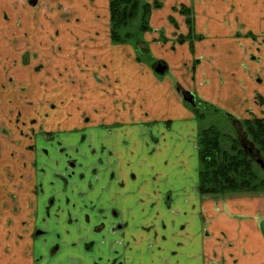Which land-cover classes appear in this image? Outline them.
Returning a JSON list of instances; mask_svg holds the SVG:
<instances>
[{
	"label": "crops",
	"instance_id": "1",
	"mask_svg": "<svg viewBox=\"0 0 264 264\" xmlns=\"http://www.w3.org/2000/svg\"><path fill=\"white\" fill-rule=\"evenodd\" d=\"M146 1L162 5L152 10L151 31L144 38L154 57L165 56L164 79L137 60L132 45L112 44L110 0H38L36 9H16L18 0H0V66L14 58L4 34L19 10L29 23L39 11L50 28L71 30L69 41L82 50L73 64L92 66L87 76L91 107L71 112H85L92 127L118 129L112 137L106 134L107 149L113 150L103 154L108 161L104 186L97 183L87 196L107 219L104 264H151L143 260L151 251L166 259L158 264H264V192L199 195V124L182 95L192 91L238 119L264 117V105L255 100L264 98V74L255 83L257 64L264 60L256 63L255 42L246 36L255 30L244 20L254 12L263 20L264 0ZM182 10L192 13L193 31ZM6 11L9 21L3 18ZM163 32L166 41L161 42ZM192 33L202 36L192 38L194 55ZM42 47L25 46L19 61L26 53L33 62H48L53 53ZM59 78L57 84L68 77ZM22 97L17 106L0 96V264H94L90 253L71 247L81 236L69 226L68 215L78 216L52 211L47 228L45 202H39L31 185L37 176L31 162L43 158L26 153V136L16 137V113L26 114V92ZM64 120L69 126L81 121ZM73 202L66 206L70 211ZM92 208L86 210L91 216ZM119 224L123 228L112 234V226Z\"/></svg>",
	"mask_w": 264,
	"mask_h": 264
},
{
	"label": "rangeland",
	"instance_id": "2",
	"mask_svg": "<svg viewBox=\"0 0 264 264\" xmlns=\"http://www.w3.org/2000/svg\"><path fill=\"white\" fill-rule=\"evenodd\" d=\"M143 1L145 2L146 0ZM256 13H249L244 17V20L255 30V34L249 32L246 36L255 42L254 55L256 59L259 58V61H256V63H261L264 60V18L262 20L261 16ZM8 14L5 12L3 18L5 19L8 16L9 19L10 16ZM191 15L192 13L189 14L190 17ZM50 19L51 22H54L53 18ZM143 22V12L140 9L128 29L134 36L140 35L141 39L146 42L144 36L147 32L140 34V27L143 26ZM171 23L175 24V21H171ZM8 27H10V32L9 34H4V41L6 39L9 40L11 43L9 52L12 50H15V52L12 60L5 61V64L0 66L3 73V75L0 74V93H2L0 96L2 99L11 101L12 105H17V103L20 104L23 98L22 93L26 92V114L23 116L24 119L21 117L20 112L19 114L16 113L14 118L15 127L18 129L16 130V137L22 139L26 136V147H24L26 153L31 154L34 152L36 155L41 153L39 156L46 157L48 160L47 166L49 171L59 175V177H53V175L48 173L44 177L42 173H37V176L31 182V185H33L32 192L38 191L36 197H40L42 195L40 193L41 190L44 191V188L40 186L41 184L56 185L58 187H50L53 193L48 194V196H53L57 191L60 192L58 200L61 199V202L56 205V210L55 208L53 209V211H56L55 215L65 217V213L71 212L74 216H78L80 220L85 219L88 215L93 223L100 222L97 225H102L104 222V216H102L104 209L97 208L92 200L87 201V196L92 193V189L97 183H99V187L104 186L103 174L106 171L103 165L108 161H103V154L105 152L103 146L104 144L107 146L109 144L108 141L105 142L104 137L106 134L112 137L118 129L112 126L108 128L106 126L105 128L92 127L91 123L85 122L87 120L85 118H88V116H85V112L74 113V110L77 108L86 111L91 107V104L88 105L87 76L92 73V66L87 62L73 64V60L77 58V53L82 52V50L74 48V45L69 41V37L74 35L73 32L71 30L64 32L61 29L50 28L46 17L44 15L40 16L39 11L37 13L35 11L30 23L27 20L25 21V17H14V23L10 21ZM163 34L164 32L161 33V42L166 41ZM192 38L199 40L202 36L193 35L192 33L191 41ZM56 45L58 50L56 49ZM64 45L65 48L63 49ZM25 46H31V49H42V46H44L46 47V51L53 53V57L48 62L41 64L40 62H33V60L29 61V55L24 53L21 61H19V55ZM192 46L194 51H192ZM60 49L64 50V54H58ZM190 51L192 54L195 53L194 41L190 43ZM161 56V59L154 57V59L148 60L144 58L142 62L152 68L155 62L164 60L165 56ZM166 65L169 68L168 64ZM257 70L259 71L257 72L255 83L258 77L260 81H263L264 62L257 64ZM60 76L68 78L60 80L57 84ZM70 76H72V79L69 78ZM44 77L46 78L44 79ZM158 77L161 79L165 78V76L161 75ZM63 86L67 87V89H63ZM65 91L67 94L63 95ZM255 100L258 105H264V98L261 96L257 95ZM210 105L215 106L213 104ZM209 108L207 107L203 111L205 115V118L202 119L203 121L199 120L196 116V120L200 126L198 128L199 132L201 129L208 128L209 126H217L225 134L235 136V121L233 124L232 119H227L220 107L218 108L221 110L220 114ZM72 110L74 112H71ZM70 117H76L81 120L80 125H65L64 122L67 121L64 119ZM254 117L251 116L249 119ZM234 119L238 118L234 117ZM238 120L242 121L244 119ZM3 130L6 132V129ZM8 134L10 135V131H8ZM3 136L4 133H2ZM148 139L150 138L148 137ZM125 147L127 148L126 145ZM45 149L46 151H44ZM112 150L110 151L112 152ZM43 161L39 160L37 165L38 172H40L39 169L45 168L44 166L39 168L40 163ZM71 161L72 164H70ZM55 163L57 164L56 167H54ZM72 165H76V168H73ZM66 185H68V193L63 194L59 186ZM48 196L46 195L42 198V201H45L47 204L50 200L47 199ZM66 196L69 197L68 200H66ZM73 200L74 207L70 211L66 206L69 205V201ZM81 202L84 203L82 204ZM89 207H93L91 209L94 212L93 216L90 215L93 213L86 212L87 209L89 211ZM68 217L70 216L68 215ZM85 237H81V241H76L78 242L76 247L83 248L84 251L90 253L94 257V264H104L105 256L102 254L105 251L104 234L93 235L92 232L91 234L86 232ZM80 243L85 246L80 247ZM71 247L73 246L71 245ZM151 252L152 256H148L150 258H143V260L146 261L148 259L151 264H158V261L164 262L165 258L163 256L158 257V253ZM147 255H149V252H147Z\"/></svg>",
	"mask_w": 264,
	"mask_h": 264
},
{
	"label": "trees",
	"instance_id": "3",
	"mask_svg": "<svg viewBox=\"0 0 264 264\" xmlns=\"http://www.w3.org/2000/svg\"><path fill=\"white\" fill-rule=\"evenodd\" d=\"M161 7L157 2L151 5L143 0H111L112 42L116 45L132 44L139 62L144 58L152 60L148 44L140 35L134 36L128 28L141 9L144 24L140 27V34L151 31L149 22L152 10ZM182 11L189 16L187 10ZM187 22L193 31V20L190 16ZM200 104L202 107L194 108V113L200 120L205 118L203 111L207 107L221 113L220 109L206 102ZM224 116L232 119L233 124L235 121V136L225 134L217 126L201 129L198 135L199 193L202 196H221L235 192H264V170L257 164L258 160L264 162V117L239 121L233 115L224 113Z\"/></svg>",
	"mask_w": 264,
	"mask_h": 264
},
{
	"label": "flooded vegetation",
	"instance_id": "4",
	"mask_svg": "<svg viewBox=\"0 0 264 264\" xmlns=\"http://www.w3.org/2000/svg\"><path fill=\"white\" fill-rule=\"evenodd\" d=\"M110 2H111V0H110ZM48 3H49V1H48ZM48 3H47V6H48ZM148 3V2H147ZM150 4V3H149ZM19 5H22V7H24V8H26L27 6L29 7V8H34V9H36V8H38V0H18V4H16V9H18V6ZM46 6V7H47ZM7 12V11H6ZM19 12V16L17 17V18H22L23 16V12L21 11V10H19L18 11ZM110 14H111V8H110ZM8 18V17H7ZM24 18V17H23ZM10 20V18L8 19V21ZM26 21V20H25ZM19 26H21L20 24H18ZM111 27H112V22H111V25H110V29H111ZM150 32V31H149ZM148 33V32H147ZM111 40H112V33H111ZM24 43H26V42H24ZM112 44H114L113 42H112ZM147 44H149V43H147ZM116 45V44H115ZM118 45H125V44H118ZM133 46V45H132ZM149 46V45H148ZM134 47V46H133ZM135 49V48H134ZM149 49H150V46H149ZM135 51H136V49H135ZM150 52H151V49H150ZM136 54H137V52H136ZM151 55H152V52H151ZM152 59H154V55H152ZM30 61V60H29ZM143 63V62H142ZM160 63H162V64H164V63H166L165 61H162V60H159V61H157V62H155L154 64H153V66H152V70H154V72H155V67H157V65L158 64H160ZM167 64V63H166ZM166 64H164V65H166ZM167 66V65H166ZM169 69V68H168ZM168 69H167V71H168ZM167 71H166V73L164 74V75H161V76H165L166 74H167ZM155 74L156 75H158V76H160L159 74H157L156 72H155ZM71 79H72V77H71ZM70 79V80H71ZM75 81H76V79H74ZM88 90V89H87ZM182 95H183V100H184V102H185V104H186V106H188L189 108H190V110H192V112L194 113V108H196V107H200L201 106V104L200 103H202V102H205L204 100H202L196 93H193L192 91H182ZM193 98V101H192V103H190V102H188V101H186V99L185 98ZM84 113V112H83ZM225 113V112H224ZM85 114V113H84ZM228 114V113H227ZM86 116V115H85ZM194 116L196 117V114L194 113ZM226 117V116H225ZM227 119H229V117H226ZM85 119H87V120H85V122L86 123H90L89 121H88V118H85ZM200 120V119H199ZM203 121V120H202ZM232 123V122H231ZM102 124V123H101ZM199 124V123H198ZM100 127H104L105 128V126L103 125V126H100ZM107 128L109 127V126H106ZM200 127V126H199ZM198 135H199V133H198ZM105 140H106V138H109L108 137V135H106L105 137ZM105 142H107V141H105ZM111 146H115V144H111ZM107 145L106 144H104V146H103V148H104V150H105V152L108 154V155H110V153H112L110 150L111 149H113V147L111 148L110 147V149L108 148L107 149ZM115 149H117V146L116 147H114ZM197 148H198V137H197ZM107 150H108V152H107ZM118 150V149H117ZM44 151H46V149L44 150ZM104 152V153H105ZM122 152H126V150L123 148L122 149ZM198 153H199V150H198ZM40 155H41V153H39ZM38 154V155H39ZM43 155H44V153H43ZM45 156V155H44ZM43 158V162L42 163H40V166H39V168L41 167V166H44L45 168L43 169V168H41V169H39V171L40 172H38V170H37V165H38V163H39V158L37 157V159H35V161H33V162H31L32 163V165H33V169H34V171L36 172V173H42L43 174V176L45 177L46 175H48V173H50L51 175H53V177H55V176H57V177H59V175L58 174H55V173H52L51 171H49V169H48V166H47V158L46 157H42ZM76 160V159H75ZM199 160H200V158H199ZM77 161V160H76ZM70 164H72V161H71V163ZM57 166V164L55 163V165H54V167H56ZM78 166V165H77ZM72 167L73 168H76V165L74 166V165H72ZM71 167V168H72ZM199 172H200V169H199ZM198 185H199V182H198ZM40 186H42L43 188H44V191H42L41 190V196L39 197V196H37L38 197V200H39V202H41V203H44L45 201H42V198H44L46 195L48 196V194H51V193H53V190H50V187L52 186V187H58V186H56V185H47V184H41ZM59 188H61L62 190H61V192H63V194H67L68 193V191H67V189H68V185H66V186H59ZM197 191H198V187H197ZM38 193V191H34V194H35V196L36 195H38L37 194ZM60 192L59 191H57L56 193H55V195H53V196H48V200H49V202H48V204L45 202V210H47L46 212H47V220H46V224H47V228H50V225H49V219H50V217H51V212L53 211V209L55 208V210H56V205L58 204V203H60L61 202V199L60 200H58L60 197L58 196V194H59ZM198 193H199V191H198ZM199 195L201 196V197H203L200 193H199ZM56 198H57V200H56ZM66 200H68L69 199V197L68 196H66ZM85 207H86V205H85ZM69 216L70 217H68V223H69V226L70 225H73V227L75 226L76 227V229H77V232H76V234L78 235V236H81L82 238H86L85 236H86V232H89L90 234H91V232H92V234L93 235H95V234H102L103 235V233H104V231L106 230V227H107V224H106V221L105 220H107V219H104V222H103V224L102 225H97V224H99L100 222H96V223H93L92 222V220H91V218L87 215V217L84 219L85 220V223H83L82 225L81 224H79V223H81V220H83V219H79V217H75V219H73V217L69 214ZM81 225V226H80ZM95 225H97V226H95ZM121 228H123V225H121V224H119V225H114V226H112V228L110 229L111 230V232H112V234H116V232H118V231H120L121 230ZM150 229H148V231H149ZM48 233V229H47V231L45 230H42V229H40V230H38V233ZM124 235V234H123ZM159 234H158V232H155L154 233V236L155 237H157ZM78 245V242H76V241H74L73 242V247H76ZM85 245H83V247H84ZM57 246H55L54 248H56Z\"/></svg>",
	"mask_w": 264,
	"mask_h": 264
},
{
	"label": "water",
	"instance_id": "5",
	"mask_svg": "<svg viewBox=\"0 0 264 264\" xmlns=\"http://www.w3.org/2000/svg\"><path fill=\"white\" fill-rule=\"evenodd\" d=\"M168 67L162 63L158 64L157 67H155V72L159 75H164L167 71ZM186 101L192 103L193 98H185ZM257 164L261 166V168L264 170V162L262 160H258Z\"/></svg>",
	"mask_w": 264,
	"mask_h": 264
}]
</instances>
